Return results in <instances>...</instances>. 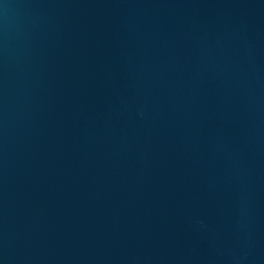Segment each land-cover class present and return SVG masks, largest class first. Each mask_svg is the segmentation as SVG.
<instances>
[{
  "label": "water",
  "instance_id": "95a60500",
  "mask_svg": "<svg viewBox=\"0 0 264 264\" xmlns=\"http://www.w3.org/2000/svg\"><path fill=\"white\" fill-rule=\"evenodd\" d=\"M0 264H264V0H0Z\"/></svg>",
  "mask_w": 264,
  "mask_h": 264
}]
</instances>
